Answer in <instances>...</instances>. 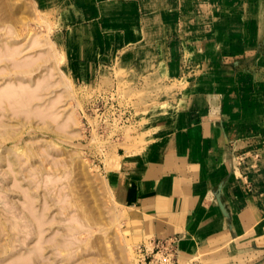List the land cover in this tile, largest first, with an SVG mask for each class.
<instances>
[{
	"label": "rangeland",
	"instance_id": "1",
	"mask_svg": "<svg viewBox=\"0 0 264 264\" xmlns=\"http://www.w3.org/2000/svg\"><path fill=\"white\" fill-rule=\"evenodd\" d=\"M57 1L0 0V92H9L0 95V264H141L142 244L155 237L131 239L128 228L135 230L105 171L114 166L119 146L127 151L144 143L145 121L136 114L163 98L174 100L186 80L163 82L151 64L141 69L146 74L122 65L136 36L144 35L137 16L106 22L116 45L111 60L114 69L119 66L113 88L74 80L52 11ZM141 2L148 13L161 15L159 33L153 25L147 35L154 40L160 34L163 44L178 26L190 30L180 37L196 34V40L215 8L241 15L246 39L232 57L238 60V146L258 158L264 150V0H180L188 16L176 18L170 14L175 0ZM243 185L249 188L247 181ZM153 253H144L145 264H164ZM182 258L179 252L178 264L195 262Z\"/></svg>",
	"mask_w": 264,
	"mask_h": 264
},
{
	"label": "crops",
	"instance_id": "2",
	"mask_svg": "<svg viewBox=\"0 0 264 264\" xmlns=\"http://www.w3.org/2000/svg\"><path fill=\"white\" fill-rule=\"evenodd\" d=\"M141 1L148 0H58L52 10L65 69L74 80L113 88L119 66L114 69L111 60L116 45L106 22L128 16L138 17L144 35L136 36L122 65L146 74L141 69L151 64L163 82L186 80L174 100L163 98L136 114L145 121L144 143L127 151L119 146L114 166L105 171L113 197L126 209V224L135 230L128 228L131 239L177 236L184 263L264 264V150L255 159L238 146V60L232 57L246 39L241 15L215 8L196 40V34L180 37L190 30L178 26L163 44L160 34L154 40L147 35L153 25L159 33L161 15L148 13ZM114 4L133 9L108 8ZM187 8L175 0L170 14L188 16Z\"/></svg>",
	"mask_w": 264,
	"mask_h": 264
},
{
	"label": "built area",
	"instance_id": "3",
	"mask_svg": "<svg viewBox=\"0 0 264 264\" xmlns=\"http://www.w3.org/2000/svg\"><path fill=\"white\" fill-rule=\"evenodd\" d=\"M103 93V92H99ZM106 93V92H105ZM103 93V94H105ZM149 246L147 247L146 245L142 244V248L145 251L144 253H153L154 254H159L164 261V264H178L177 263V248H176V241L173 237H167V238H151L148 240ZM138 252L141 254V248L138 247ZM144 253L141 254V259L139 260L143 264L144 262ZM160 260V259H158ZM141 263V264H142ZM150 263V262H149ZM155 264H161L160 262H157Z\"/></svg>",
	"mask_w": 264,
	"mask_h": 264
},
{
	"label": "bare ground",
	"instance_id": "4",
	"mask_svg": "<svg viewBox=\"0 0 264 264\" xmlns=\"http://www.w3.org/2000/svg\"><path fill=\"white\" fill-rule=\"evenodd\" d=\"M37 35H38V34H37ZM37 35H36V36H37ZM31 43H32V41H31ZM12 47H13V46H12ZM9 48H10V46H9ZM6 49H7V48H6ZM7 51H8V50H7ZM16 51H17V50H16ZM6 53H7V52H6ZM6 53H4V54H6ZM9 53H10V52H9ZM9 53H7V54L10 55ZM14 53H15V52H14ZM7 54H6V55H7ZM1 55H2V54H1ZM1 57H2V56H1ZM12 59H13V57H12ZM12 59H11V60H12ZM14 59H15V58H14ZM12 62H13V61H12ZM15 62H16V61H15ZM15 62H13V63H15ZM19 62H20V60H19ZM23 62H24V61H23ZM21 63H22V62H21ZM21 63H20V64H21ZM27 63H29V62H27ZM12 65L14 66L15 64H12ZM18 65H19V64H18ZM25 65H26V63H25ZM21 66H22V65H21ZM18 67H19V66H18ZM22 67H23V66H22ZM14 68H15V67H14ZM16 68H17V66H16ZM42 81H43V80H42ZM7 83H8V82H7ZM37 83H38V82H37ZM40 83H41V82H40ZM40 83H39V85H40ZM7 85H8V84H7ZM24 85H25V84H24ZM15 87H17V86H15ZM5 88H6V87H5ZM7 88H8V87H7ZM3 89H4V88H3ZM8 89H9V88H8ZM11 89H12V88H11ZM13 90H14V87H13V89H12V92H13ZM31 90H32V89H31ZM5 92H7V91H5ZM5 92L3 91V93H5ZM10 92H11V91H10ZM12 92H11V93H12ZM28 92H29V91H28ZM3 93H2V94H3ZM7 93H9V92H7ZM2 94H1V92H0V95H2ZM13 94H15V93H13ZM25 94H26V93H25ZM29 94H32V93H29ZM27 95H28V94H27ZM3 96H4V95H3ZM9 96H11V95H9ZM29 96H30V95H29ZM33 96H34V95H33ZM35 96H36V94H35ZM1 97H2V96H1ZM6 97H7V96H6ZM6 97H5V98H6ZM26 97H27V96H26ZM35 98H36V97H35ZM7 99H8V98H7ZM27 100H28V99H27ZM1 101H2V100H1ZM29 101H30V100H29ZM29 101H27V102H29ZM30 102H31V101H30ZM27 104H28V103H27ZM35 110H36V109H35ZM47 110H48V109H47ZM41 111H42V110H41ZM47 112H48V111H47ZM36 113H37V112H36ZM39 113H40V112H39ZM49 115H51V114H49ZM53 115H54V114H53ZM41 118H42V117H41ZM42 119H44V118H42ZM73 122H74V121H73ZM143 244L146 245L147 247L149 246L148 243H143ZM177 251H178V250H177ZM177 255H178V252H177ZM154 256H156V257L158 256L157 259H160V260H163V259H164V258H162L159 254H154ZM125 257H126V256H124V258H125ZM124 260H125V259H124ZM126 260H127V259H126ZM124 263H126V261H125Z\"/></svg>",
	"mask_w": 264,
	"mask_h": 264
},
{
	"label": "water",
	"instance_id": "5",
	"mask_svg": "<svg viewBox=\"0 0 264 264\" xmlns=\"http://www.w3.org/2000/svg\"><path fill=\"white\" fill-rule=\"evenodd\" d=\"M218 204H219V207L222 209V207H221V204H220L219 200H218Z\"/></svg>",
	"mask_w": 264,
	"mask_h": 264
}]
</instances>
